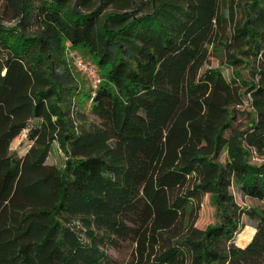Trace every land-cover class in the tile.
I'll return each mask as SVG.
<instances>
[{
	"label": "trees",
	"instance_id": "1",
	"mask_svg": "<svg viewBox=\"0 0 264 264\" xmlns=\"http://www.w3.org/2000/svg\"><path fill=\"white\" fill-rule=\"evenodd\" d=\"M5 2L17 22L0 19V264H104L121 241L130 264L264 256V207L234 194L264 205V0ZM210 45L230 77L205 66ZM70 48L96 60V89ZM207 194L219 221L203 230ZM245 216L256 232L242 248Z\"/></svg>",
	"mask_w": 264,
	"mask_h": 264
},
{
	"label": "rangeland",
	"instance_id": "2",
	"mask_svg": "<svg viewBox=\"0 0 264 264\" xmlns=\"http://www.w3.org/2000/svg\"><path fill=\"white\" fill-rule=\"evenodd\" d=\"M16 15L17 13L15 12V10L10 8L5 0H0V19L2 21L10 25L15 24L17 22V19H15ZM209 51L210 54L205 66L221 67L223 72L228 77H230L232 70L222 62L223 53L220 47L210 45ZM68 60L73 68L79 73L81 79H83L87 87H89L90 89H96L98 87L101 82V75L96 60L91 58V56L84 51L73 48L68 49ZM97 79H100L99 83L96 82ZM94 118V116H91V119ZM31 145L32 142L28 138V129H26L13 140L11 144V151L17 152L18 155L23 156L28 152ZM64 159L65 156L60 151L58 144H54L50 157L48 158V163L61 166L64 163ZM221 160L224 161V158L221 157ZM252 161L255 163H261L264 161V158H260L255 155ZM234 194L237 202L242 206L257 208L264 207L263 203L258 200L248 197L243 199L241 195L236 191H234ZM218 221L219 215L217 213V207L213 202L212 195L207 194L203 198V203L199 213V219L196 223V227L204 230L208 226L216 224ZM242 222L244 226L241 234L245 233L247 230L249 232L252 229H254L256 232L254 222L249 220L246 216L243 218ZM239 236L237 237L235 244L238 247H246L250 242H247V240H245L239 243ZM133 247L134 244L131 241H121L118 243V245L109 247L107 250L108 259L104 264H130L132 259ZM254 264H264V256L256 260Z\"/></svg>",
	"mask_w": 264,
	"mask_h": 264
},
{
	"label": "bare ground",
	"instance_id": "3",
	"mask_svg": "<svg viewBox=\"0 0 264 264\" xmlns=\"http://www.w3.org/2000/svg\"><path fill=\"white\" fill-rule=\"evenodd\" d=\"M247 232H248V230L245 233L240 234V236H239L240 237L239 238V243H241L242 241H245V240H247V242H250L251 241V239H252V237H253V235L255 233V230L252 229L248 233Z\"/></svg>",
	"mask_w": 264,
	"mask_h": 264
},
{
	"label": "built area",
	"instance_id": "4",
	"mask_svg": "<svg viewBox=\"0 0 264 264\" xmlns=\"http://www.w3.org/2000/svg\"><path fill=\"white\" fill-rule=\"evenodd\" d=\"M95 76H96V75H95ZM96 82H98V83H99V82H100V79H97V80H96Z\"/></svg>",
	"mask_w": 264,
	"mask_h": 264
}]
</instances>
